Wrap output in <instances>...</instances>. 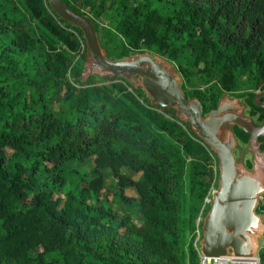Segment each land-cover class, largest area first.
Listing matches in <instances>:
<instances>
[{
  "label": "trees",
  "instance_id": "1",
  "mask_svg": "<svg viewBox=\"0 0 264 264\" xmlns=\"http://www.w3.org/2000/svg\"><path fill=\"white\" fill-rule=\"evenodd\" d=\"M111 4L119 59L146 51L187 84L211 82L209 109L240 78L264 85V0ZM79 54L81 32L46 0H0V264H200L195 219L216 186L213 154L171 108L139 100L121 78L81 82V64L69 80L63 69ZM192 95L205 114L203 95ZM255 212L264 215V201Z\"/></svg>",
  "mask_w": 264,
  "mask_h": 264
},
{
  "label": "water",
  "instance_id": "2",
  "mask_svg": "<svg viewBox=\"0 0 264 264\" xmlns=\"http://www.w3.org/2000/svg\"><path fill=\"white\" fill-rule=\"evenodd\" d=\"M52 12L63 22L77 28L83 38L85 55L79 79L119 77L132 87L141 88L151 106L171 108L174 117L189 126L216 159V186L202 217L198 253L205 264H221L223 259L253 261L264 234V222L255 209L264 194V119L254 125L243 116V104L236 97L221 96L215 107L203 114L196 97L186 98L181 78L171 62L148 52L134 53L111 60L103 54L95 29L84 15L68 8L61 0H46ZM253 96V104L264 108ZM246 136L250 167L235 160L237 145L233 128Z\"/></svg>",
  "mask_w": 264,
  "mask_h": 264
},
{
  "label": "rangeland",
  "instance_id": "3",
  "mask_svg": "<svg viewBox=\"0 0 264 264\" xmlns=\"http://www.w3.org/2000/svg\"><path fill=\"white\" fill-rule=\"evenodd\" d=\"M70 6L72 8H75L80 12L82 15H84L86 18H88L96 31V35L99 41L100 46H102L101 50L103 54H106V56L111 60H117L119 59L120 54V48L118 47V39L119 37H113L110 33L114 34L113 26L115 23V13H120V8L117 6H114L111 4L112 0H68ZM164 58V57H163ZM84 57L82 58V55H76L71 59V62L63 69V73L68 79L70 80L72 75H75V73L81 68V64H83ZM175 71L177 72L178 76L181 78V83L183 86V93L187 96V98H191L193 96V92H200L202 96V101L204 104V107L206 108V111L211 108V93H212V83H202L201 79L199 78H192L191 84H187L181 74L177 71L175 66H173ZM82 71V70H81ZM43 79H47L46 75H41ZM102 78L93 76L91 83L92 84H100L102 83ZM72 86H75V83H71ZM137 91H134V95L139 99L145 101L148 100V97L144 93V91L141 88L136 87ZM264 93V85L257 83L255 80H250L249 82L245 81L244 78H240L238 81V85L232 92H225L219 95L218 99L223 96L227 95L229 98L236 97L238 98L239 102H242L246 97L249 95ZM217 99V101H218ZM264 100V99H263ZM115 104L111 103L110 106H114ZM243 116L249 117L251 119V122L254 125L260 124L261 120L259 118V113L254 111L250 114V108L244 107V111L242 112ZM232 154L237 161L246 162L250 159V154L246 150V143H241L237 140V145L233 149ZM87 167H90L87 163ZM134 177V176H133ZM136 178V177H134ZM114 179L109 175L107 172L104 173V186L110 187L112 185V182ZM107 199L108 202H111V196L112 193L110 190H107ZM105 192V190H103ZM125 194L128 196H133V192L130 189L125 190ZM205 198V197H204ZM260 201H264V196L261 195L259 198ZM122 204L118 203L117 205L114 203H111L112 209L118 214L121 215L122 212L120 208ZM208 203L204 204V199L201 204L198 216L195 219V238H194V246L198 249V241L201 236V232L199 231V223L201 224L202 217L204 216L206 209H207ZM264 222V215L259 214ZM264 250V234L262 235V240L259 243V247L257 250V256L256 259L253 261H238V260H231V259H223L221 261V264H258L259 262V256L258 251Z\"/></svg>",
  "mask_w": 264,
  "mask_h": 264
},
{
  "label": "built area",
  "instance_id": "4",
  "mask_svg": "<svg viewBox=\"0 0 264 264\" xmlns=\"http://www.w3.org/2000/svg\"><path fill=\"white\" fill-rule=\"evenodd\" d=\"M70 30V29H69ZM71 32H72V34L75 36V37H77L78 38V35H77V33L75 32V31H73V30H70ZM184 128V127H183ZM185 129V128H184ZM197 141L203 146V147H205V148H207L206 147V145L202 142V141H200L198 138H197ZM208 152L209 153H211L210 151H209V149H208ZM211 155V154H210ZM214 156V155H213ZM211 158H212V171H213V174H216V171H217V169H216V159H215V156H214V158L211 156ZM215 176V175H214ZM217 177V175L215 176V178ZM216 181V180H215ZM214 190H215V187H213L212 185H211V187H210V189H209V191H208V193H207V195L205 196V198H204V204L205 203H208L209 202V200H210V198H211V196L213 195V193H214ZM199 257H200V264H205V259L204 258H202L200 255H199Z\"/></svg>",
  "mask_w": 264,
  "mask_h": 264
},
{
  "label": "flooded vegetation",
  "instance_id": "5",
  "mask_svg": "<svg viewBox=\"0 0 264 264\" xmlns=\"http://www.w3.org/2000/svg\"><path fill=\"white\" fill-rule=\"evenodd\" d=\"M259 94H261V93H259ZM254 95H256V94H254ZM254 95H252V97H251V102L253 103V96ZM247 98V97H246ZM246 98L242 101V102H240V103H242L243 104V111H244V107L246 106L247 108L249 107L250 108V106L247 104V102H246ZM238 99V98H237ZM264 98H258L257 99V101H258V103L259 104H263L264 103V100H263ZM254 105V104H253ZM255 107H257V108H259L258 106H256V105H254ZM259 109H264V108H259ZM263 120V119H262ZM261 120V121H262ZM258 141H261L262 142V140L261 139H259ZM262 145V144H261ZM261 147V146H260ZM261 149V148H260ZM260 201V200H259Z\"/></svg>",
  "mask_w": 264,
  "mask_h": 264
}]
</instances>
